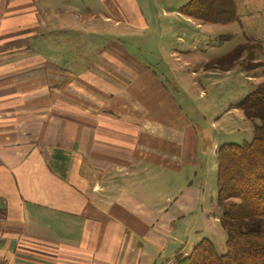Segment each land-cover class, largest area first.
Here are the masks:
<instances>
[{
    "label": "crops",
    "instance_id": "obj_1",
    "mask_svg": "<svg viewBox=\"0 0 264 264\" xmlns=\"http://www.w3.org/2000/svg\"><path fill=\"white\" fill-rule=\"evenodd\" d=\"M145 6L0 0V264H173L192 249L198 191L141 181L191 177L198 146L118 41L123 23L147 27ZM174 119L178 138L159 125Z\"/></svg>",
    "mask_w": 264,
    "mask_h": 264
},
{
    "label": "rangeland",
    "instance_id": "obj_2",
    "mask_svg": "<svg viewBox=\"0 0 264 264\" xmlns=\"http://www.w3.org/2000/svg\"><path fill=\"white\" fill-rule=\"evenodd\" d=\"M138 1H144L148 8L147 27L140 31L136 28L128 30L123 23L118 30L124 33L117 34L118 41L127 50V55L149 66L163 82L165 93L182 113L179 119L198 145L195 150L197 162L191 177L189 168L183 169L181 180L172 172H162L161 180L154 182L152 178L157 170L152 168L150 180L146 175L141 181L148 179L145 185L150 193L153 184H159L157 190L162 192L179 187L183 192L185 185L198 191L196 210L190 217L192 224L183 226L187 229L185 249L206 239L213 244L214 251L222 255L226 252V237L216 220L220 211L214 198L217 163L213 147L250 142L252 129L258 124L257 120L242 117L236 105L264 83V0H235L239 22L226 25H200L187 21L178 13L189 0ZM110 35L114 37L115 32ZM239 45L252 46L249 57L243 53L230 70L223 66L211 68L213 60L224 57ZM84 65L88 67L89 60ZM174 112L173 108L170 115ZM159 125L170 131L177 128L172 138L181 137L179 120ZM170 254L168 257L172 258L174 253Z\"/></svg>",
    "mask_w": 264,
    "mask_h": 264
},
{
    "label": "trees",
    "instance_id": "obj_3",
    "mask_svg": "<svg viewBox=\"0 0 264 264\" xmlns=\"http://www.w3.org/2000/svg\"><path fill=\"white\" fill-rule=\"evenodd\" d=\"M185 18L205 25L239 22L235 0H189L180 9ZM251 45H239L212 61L214 69L230 70ZM209 68V67H208ZM242 117L257 120L248 143L217 147L216 205L218 224L225 232L226 252L214 251L206 239L195 244L186 256L177 255L173 264H264V83L236 105Z\"/></svg>",
    "mask_w": 264,
    "mask_h": 264
}]
</instances>
